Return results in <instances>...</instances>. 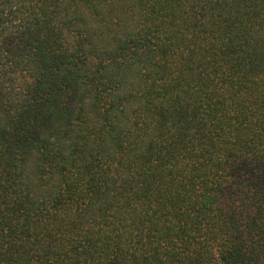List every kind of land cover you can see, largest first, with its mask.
<instances>
[{
  "label": "trees",
  "instance_id": "obj_1",
  "mask_svg": "<svg viewBox=\"0 0 264 264\" xmlns=\"http://www.w3.org/2000/svg\"><path fill=\"white\" fill-rule=\"evenodd\" d=\"M0 264H264V0H0Z\"/></svg>",
  "mask_w": 264,
  "mask_h": 264
}]
</instances>
